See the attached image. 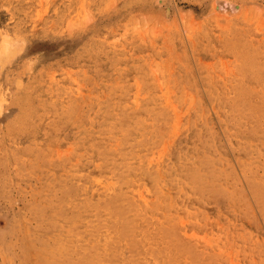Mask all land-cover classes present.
<instances>
[{
    "label": "rangeland",
    "instance_id": "obj_1",
    "mask_svg": "<svg viewBox=\"0 0 264 264\" xmlns=\"http://www.w3.org/2000/svg\"><path fill=\"white\" fill-rule=\"evenodd\" d=\"M156 260L264 264V0H0V264Z\"/></svg>",
    "mask_w": 264,
    "mask_h": 264
},
{
    "label": "bare ground",
    "instance_id": "obj_2",
    "mask_svg": "<svg viewBox=\"0 0 264 264\" xmlns=\"http://www.w3.org/2000/svg\"><path fill=\"white\" fill-rule=\"evenodd\" d=\"M75 27H76V26H75ZM66 30H67V29H66ZM2 66H3V65H2ZM244 80H245V79H244ZM48 81H49V80H48ZM34 85H35V84H34ZM80 98H81V96H80ZM240 98H241V97H240ZM243 109H244V108H243ZM248 110H249V109H248ZM254 111H255V110H254ZM251 112H252V111H251ZM251 114H252V113H251ZM254 115H255V114H254ZM251 116H252V115H251ZM222 117H223V116H222ZM9 125H10V123H9ZM12 125H13V124H12ZM10 127H11V126H10ZM205 146H206V145H205ZM257 152H258V151H257ZM240 154H241V153H240ZM257 172H258V171H257ZM75 186H76V185H75ZM179 188H180V187H179ZM235 191H236V190H235ZM194 197H195V196H194ZM80 198H81V197H80ZM131 198H133V197H131ZM134 200H135V198H134ZM158 201H159V200H158ZM225 202H226V201H225ZM134 203H135V202H134ZM136 204H137V203H136ZM136 206H137V205H136ZM138 206H141V205H138ZM122 207H123V206H122ZM125 208H126V207H125ZM121 209H123V208H121ZM136 210H137V209H136ZM123 211H124V210H123ZM137 211H138V210H137ZM141 213H142V212H141ZM68 217H69V216H68ZM151 219H152V218H151ZM85 221H86V220H85ZM85 221H84V222H85ZM139 229H140V228H139ZM84 230H85V228H84ZM81 231H82V230H81ZM134 232H135V231H134ZM89 233H90V232H89ZM105 233H106V232H105ZM135 233H136V232H135ZM85 234H86V232H85ZM140 234H141V233H140ZM140 234H139V235H140ZM96 235H97V234H96ZM109 235H111V234H109ZM137 235H138V234H137ZM148 235H150V234H148ZM97 236H98V235H97ZM97 236H96V237H97ZM106 236H107V235H106ZM142 236H143V235H142ZM76 237H78V236H76ZM100 237H101V235H100ZM100 237H98V238H100ZM107 237L110 239L109 236H107ZM149 237H150V236H149ZM74 238H75V237H74ZM78 238H79V237H78ZM80 238H81V237H80ZM80 238H79V239H80ZM98 238H97V239H98ZM103 238H104V237H103ZM136 238H138V237H136ZM136 238H135V239H136ZM147 238H148V237H147ZM75 239H76V238H75ZM91 239H94V238H91ZM97 239H96V240H97ZM101 239H102V238H101ZM106 239H107V238H106ZM106 239H104V240L107 241ZM142 239H143V238H142ZM152 239H154V238H152ZM218 239H219V238H218ZM96 240H95V241H96ZM98 240H100V239H98ZM95 241H94V242H95ZM102 241H103V240H102ZM143 241H144V240H142V242H143ZM250 241H251V240H250ZM83 242H84V240H83ZM83 242H82V243H83ZM87 242H88V241H87ZM96 242H97V241H96ZM99 242H100V241H99ZM123 242H124V241H123ZM123 242H122V243H123ZM214 242H215V241H214ZM102 243H103V242H102ZM122 243H121V244H122ZM233 243H234V242H233ZM85 244H86V243H85ZM90 244H91V243H90ZM95 244H96V243H95ZM97 244H98V243H97ZM100 244H101V243H100ZM103 244L105 245V243H103ZM119 244H120V243H118V245H119ZM212 244H213V243H212ZM104 245H102V246L104 247ZM140 245H142V243H141ZM89 246H90V245H89ZM94 246H95V245H94ZM96 246L98 247V245H96ZM96 246H95V247H96ZM148 246H149V245H148ZM125 247H126V246H125ZM73 248H74V247H73ZM104 248H105V247H104ZM144 248H145V247H144ZM167 248H168V247H167ZM240 248H241V247H240ZM98 249H99V248H98ZM119 249H120V248H119ZM119 249L117 250V252L119 251ZM135 249H136V248H135ZM140 249H141V248H140ZM121 250H122V249H121ZM156 250H157V249H156ZM95 251H96V250H95ZM95 251H94V252H95ZM99 251H100V250H99ZM99 251H96V252L99 253ZM123 251H124V250H123ZM103 252H104V251H103ZM103 252H102V253H103ZM104 253H105V252H104ZM118 253H119V252H118ZM118 253H117V254H118ZM163 253H164V252H163ZM121 254H122V253H121ZM140 254H141V253H140ZM161 254H162V253H161ZM99 255H100V254H99ZM126 255H127V254H126ZM87 256H88V255H87ZM119 256L121 257L122 255H119ZM155 256H156V255H155ZM157 256H158V255H157ZM81 257L84 258V257H86V255L84 254V255H82ZM126 258H127V257H126ZM129 258H131V257H129ZM158 258H160V257H158ZM247 258H248V257H247ZM102 259H103V258H102ZM127 259H128V258H127ZM155 259H156V258H155ZM160 259H161V258H160ZM139 260H140V259H139ZM139 260H138V261H139ZM101 261H102V260H101ZM120 261H121V260H120ZM140 261H141V260H140ZM148 261H149V260H148ZM153 261H154V259H153ZM157 261H158V260H156V262H157ZM162 261H163V260H162ZM107 262H108V261H107ZM150 262H151V261H150ZM150 262H149V263H150ZM102 263H103V262H102ZM128 263H129V262H128ZM152 263H153V262H151V264H152ZM159 263H162V262L160 261ZM103 264H104V263H103ZM120 264H121V263H120ZM125 264H126V263H125ZM141 264H142V263H141ZM147 264H148V263H147ZM157 264H158V262H157Z\"/></svg>",
    "mask_w": 264,
    "mask_h": 264
}]
</instances>
